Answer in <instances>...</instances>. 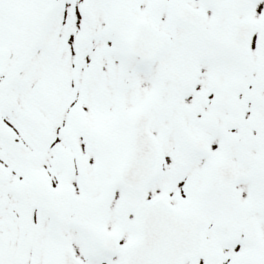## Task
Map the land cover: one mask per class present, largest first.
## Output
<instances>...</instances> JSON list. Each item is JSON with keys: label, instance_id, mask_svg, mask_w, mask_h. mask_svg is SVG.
Returning a JSON list of instances; mask_svg holds the SVG:
<instances>
[{"label": "snow or ice", "instance_id": "1", "mask_svg": "<svg viewBox=\"0 0 264 264\" xmlns=\"http://www.w3.org/2000/svg\"><path fill=\"white\" fill-rule=\"evenodd\" d=\"M0 264H264V0H0Z\"/></svg>", "mask_w": 264, "mask_h": 264}]
</instances>
